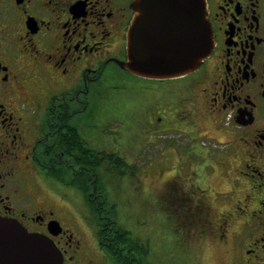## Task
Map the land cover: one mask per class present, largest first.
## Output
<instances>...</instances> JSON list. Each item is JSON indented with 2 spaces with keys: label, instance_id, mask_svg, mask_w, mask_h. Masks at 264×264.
I'll return each instance as SVG.
<instances>
[{
  "label": "flooded vegetation",
  "instance_id": "obj_1",
  "mask_svg": "<svg viewBox=\"0 0 264 264\" xmlns=\"http://www.w3.org/2000/svg\"><path fill=\"white\" fill-rule=\"evenodd\" d=\"M131 3L0 0V219L48 237L60 264H115L96 228L98 219L106 226L116 218L98 196L108 185L102 181L84 196L48 171L81 176L69 158L84 161L83 141L89 145V136L99 135L98 124L83 119L107 102L98 85L136 77L119 65L126 59ZM206 8L210 55L189 74L145 79L153 81L145 89L151 100L126 116L135 117L139 132L187 138L173 145L176 158L183 150L195 155L196 163L180 166L162 184L161 193L171 197L163 211L173 220L169 233L177 250L170 264H210V252L219 253L217 264H264V0H206ZM210 148L221 149L224 160L210 156ZM217 160L226 179L219 188L209 180ZM55 181L75 190L72 200L79 194L90 210L86 222L76 219L74 226L73 213L61 217L68 209ZM125 230L134 242H148ZM137 256L145 258L141 250L122 258L133 263Z\"/></svg>",
  "mask_w": 264,
  "mask_h": 264
},
{
  "label": "rangeland",
  "instance_id": "obj_2",
  "mask_svg": "<svg viewBox=\"0 0 264 264\" xmlns=\"http://www.w3.org/2000/svg\"><path fill=\"white\" fill-rule=\"evenodd\" d=\"M120 78L115 82L102 80L97 88L107 102L100 106L96 104L90 109V116L89 114L84 115V120L98 124L96 131L99 135L96 134V138L89 136V145L93 148L104 149L106 152L118 153L129 167L131 166L127 171L128 175L114 177L111 181V175L102 173L104 184L108 185L104 190L108 197V205L113 206L116 211L114 216L120 227L147 238L149 254H146L145 258L149 264H170L177 259H173L177 250L173 244L172 235L169 233L173 220L164 215L167 210L164 207L170 205L171 197L168 196V192L161 193L162 184L170 175L177 173L180 166H190L196 163L195 155L183 150L181 157L176 158L173 145L183 146L188 140L187 138L179 140L173 132L160 130L152 135L139 132L138 127L135 126V117L126 116V112L129 108L136 112L139 108L133 109L135 105L148 103L151 100V96L147 95L145 89L153 81L138 76L133 78L120 76ZM208 151L210 156L217 153L218 158L223 159L221 149L210 148ZM210 158L214 159V157ZM219 161L211 162L209 168L210 174L213 173L209 180L217 188L223 180H226L222 175ZM56 187L58 188L56 194L62 197L65 210L68 209L67 212L60 211L61 217L69 220L68 218L74 215L75 219L72 224L74 226L76 219H81L83 223L86 222L91 214L90 210H86L82 199L78 197L79 194H75L72 200L74 189L61 187L57 183ZM169 194L172 197L174 195L171 192ZM86 216L88 219L85 218ZM91 224L93 228L96 225L94 222ZM218 254V252H210V264H217Z\"/></svg>",
  "mask_w": 264,
  "mask_h": 264
},
{
  "label": "water",
  "instance_id": "obj_3",
  "mask_svg": "<svg viewBox=\"0 0 264 264\" xmlns=\"http://www.w3.org/2000/svg\"><path fill=\"white\" fill-rule=\"evenodd\" d=\"M131 1L134 15L126 31L122 68L146 79L176 78L196 70L210 55L214 40L206 0ZM60 261L61 253L48 237L0 219V264Z\"/></svg>",
  "mask_w": 264,
  "mask_h": 264
},
{
  "label": "trees",
  "instance_id": "obj_4",
  "mask_svg": "<svg viewBox=\"0 0 264 264\" xmlns=\"http://www.w3.org/2000/svg\"><path fill=\"white\" fill-rule=\"evenodd\" d=\"M69 134L73 133L68 130ZM74 134V133H73ZM83 147V153L84 161H81L79 158H73L70 157L69 161L75 162V167H77V170H79L81 176L77 175V177H74V175L70 174L69 172H61L58 170H55V172L51 173L48 171V174L54 176L56 179L60 180L64 184H69L70 186H73L74 188L78 189L84 196H86L88 190L90 189H96L102 188V181L104 174H111L120 177L125 176L127 174V171L131 168L129 167L127 162H125L124 158L118 154V153H106L104 151L97 152L94 150V148L87 144V142H84ZM46 161V160H45ZM110 164V167L106 168L107 164ZM85 165L82 167L81 165ZM106 164V165H104ZM104 165V166H103ZM80 166V167H78ZM83 169H86L85 171ZM107 169V170H105ZM113 169V170H112ZM99 200L100 204L102 205H108V197L105 195L104 192L102 194H99ZM99 221L98 228V238L101 241V244L105 249H108L110 254V257L112 260H114L115 264H149L146 261V258L144 257H138V262H129L126 259L122 258L123 253H127L129 256L135 257L136 252L141 250L145 256L146 253H148L146 244H142L138 241H133L131 237H129L130 233L125 230L123 227H120L117 223V220L115 218H111L109 222H107L106 226L102 222L104 220H97ZM113 229L114 233L109 234L107 232V229ZM138 246L142 248H137Z\"/></svg>",
  "mask_w": 264,
  "mask_h": 264
}]
</instances>
